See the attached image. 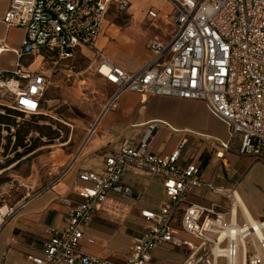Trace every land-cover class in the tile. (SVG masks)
Segmentation results:
<instances>
[{
    "label": "built area",
    "instance_id": "built-area-1",
    "mask_svg": "<svg viewBox=\"0 0 264 264\" xmlns=\"http://www.w3.org/2000/svg\"><path fill=\"white\" fill-rule=\"evenodd\" d=\"M170 1L175 7L170 38L149 40V58L129 71L97 47L107 16L123 14L128 0H9L2 21L25 32L18 58L40 56L50 72L28 71L19 61L9 75L0 72V95L10 99L0 106L27 116L41 113L50 75L65 73L68 62L87 50L92 53L87 70L116 87L107 107L127 90L201 100L227 125L230 136L242 135V153L258 152L264 143V0ZM2 51L0 46V55ZM155 127L148 124L147 131ZM147 148L146 140L137 146L123 141L106 157L101 173L79 172L80 201L62 200L68 208L65 225L50 230L41 255L30 257V264H147L162 245L185 248L181 264H264V221L240 222L231 207L222 210L215 204L181 208L193 187L222 190L203 182L195 164L179 161L180 147L162 155ZM126 165L160 176L167 201L158 211H140L142 230L125 259L115 263L82 253L78 244L110 192L133 194L120 183ZM23 203L0 207V229Z\"/></svg>",
    "mask_w": 264,
    "mask_h": 264
},
{
    "label": "crops",
    "instance_id": "crops-1",
    "mask_svg": "<svg viewBox=\"0 0 264 264\" xmlns=\"http://www.w3.org/2000/svg\"><path fill=\"white\" fill-rule=\"evenodd\" d=\"M163 3L164 0H128L123 14L111 13L107 16L98 36L97 47L118 66L129 71L139 69L149 58V52L146 47L143 58H140L129 47V41L137 37L132 33L139 36L146 34L143 21L147 8L161 7ZM170 3L173 17L175 7ZM8 4L9 0H0V46L3 47L0 72L4 76L9 75L17 61L28 71L50 72V64L40 56L24 55L18 58L17 52L21 49L25 32L20 27L3 23L2 17ZM126 15H133L135 25L117 32L118 27L110 20ZM116 36L117 43L114 42ZM83 51V55L69 62L86 59L88 63L92 53ZM134 57H139V64L135 63ZM60 74L55 72L50 75L47 88L52 77ZM108 84L104 88L105 101L86 121L84 135L67 172L58 181L24 200L22 207L1 227L0 264H30V257L40 256L42 244L50 238V230L62 229L65 225L68 208L62 200L68 199L73 204L80 201L77 190L82 182L78 180V173H101L106 157L115 153L123 141L137 146L146 140L147 150L159 155L169 154L180 147L179 161L184 165L195 164L203 182H210L214 188L222 190V193H217L207 187H193L181 203V208L188 204H215L222 210L231 207L240 222L249 216L253 220L264 221V143L258 152L242 153V135L236 133L230 136L227 125L211 113L201 100L166 95L146 96L127 90L118 95L114 106L107 107L116 90L114 85ZM9 102L7 95H0V104ZM152 123L156 127L148 132L147 126ZM92 128L94 131L89 133ZM120 183L130 188L133 194L110 192L103 207L93 213L78 244L82 253L115 263L125 259L133 238L142 230L144 220L140 211H158L167 201L162 178L132 165L123 168ZM182 237L192 240L187 235ZM175 250L180 251V255L174 261L164 263L181 264L187 251L171 245L158 246L147 264H153V259L163 258L166 253H174Z\"/></svg>",
    "mask_w": 264,
    "mask_h": 264
},
{
    "label": "rangeland",
    "instance_id": "rangeland-1",
    "mask_svg": "<svg viewBox=\"0 0 264 264\" xmlns=\"http://www.w3.org/2000/svg\"><path fill=\"white\" fill-rule=\"evenodd\" d=\"M171 9L170 0H164L161 7L147 8L143 21L146 34L139 36L132 33L137 36V40L131 38L129 41V47L140 58L146 52L147 41L154 38L166 41L170 38L173 13ZM110 23L118 27L117 32L135 25L133 15L110 20ZM114 40L117 43V36ZM137 59L139 57H134L135 63L139 64ZM68 64L69 68L65 73L52 77L43 97L42 113L19 116L12 111H5L4 107L0 108V113L11 122V143L4 153L2 145L7 143L5 137L9 132L6 125L0 123V164H3L0 169V207H18L24 200L58 181L67 172L66 169L84 135L86 121L105 101L104 88L109 84L87 70V60L79 59ZM16 129L25 134L23 144L32 149L18 157L16 152H24V149L13 144ZM179 253L181 252L178 250L174 253L168 252L163 258L153 259L152 263L165 264L164 262L174 261Z\"/></svg>",
    "mask_w": 264,
    "mask_h": 264
},
{
    "label": "trees",
    "instance_id": "trees-1",
    "mask_svg": "<svg viewBox=\"0 0 264 264\" xmlns=\"http://www.w3.org/2000/svg\"><path fill=\"white\" fill-rule=\"evenodd\" d=\"M0 108H1V106H0ZM4 109H5V111H8V112L12 111V112L16 113V115H19V116L22 115L20 112L11 110L10 108H4ZM7 120H8V118H6V116L4 114L0 113V123H3L4 125H6L5 126L6 130L9 132V135H7L5 137L6 140H7V143L2 145V148L4 150L3 153L7 150L8 145L11 143V137H10L11 136V133H10L11 122H8ZM12 125L15 126V123H12ZM13 136L15 137V142L13 143L14 146H19V147H22L24 149V152H19V153L16 152L17 157L23 155V153H25L26 151H32L30 146L27 147L26 144H23L25 134H23V133L21 134L19 129H16L15 133L13 134ZM0 139H1V133H0ZM2 167H3V164H0V169Z\"/></svg>",
    "mask_w": 264,
    "mask_h": 264
},
{
    "label": "bare ground",
    "instance_id": "bare-ground-1",
    "mask_svg": "<svg viewBox=\"0 0 264 264\" xmlns=\"http://www.w3.org/2000/svg\"><path fill=\"white\" fill-rule=\"evenodd\" d=\"M244 208V207H243ZM245 209V208H244ZM249 216V215H248ZM247 220L248 221H250L252 224H254L255 225V222H254V220L253 219H251V217L249 216L248 218H247Z\"/></svg>",
    "mask_w": 264,
    "mask_h": 264
}]
</instances>
